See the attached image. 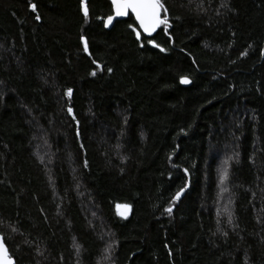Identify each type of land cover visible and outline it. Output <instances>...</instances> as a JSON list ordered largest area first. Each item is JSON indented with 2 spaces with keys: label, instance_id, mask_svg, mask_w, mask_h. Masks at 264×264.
I'll use <instances>...</instances> for the list:
<instances>
[{
  "label": "trees",
  "instance_id": "16d2710c",
  "mask_svg": "<svg viewBox=\"0 0 264 264\" xmlns=\"http://www.w3.org/2000/svg\"><path fill=\"white\" fill-rule=\"evenodd\" d=\"M161 2L148 38L109 0H0L15 264H264V0Z\"/></svg>",
  "mask_w": 264,
  "mask_h": 264
},
{
  "label": "snow or ice",
  "instance_id": "6c2138e0",
  "mask_svg": "<svg viewBox=\"0 0 264 264\" xmlns=\"http://www.w3.org/2000/svg\"><path fill=\"white\" fill-rule=\"evenodd\" d=\"M112 6L115 9V15L116 16H124L127 15V11L129 9L132 10V12L135 13L136 20L139 22V27L143 29L145 33L151 34L154 32L160 25H167V20L161 18V11L166 9L164 8V4L161 2V0H111ZM81 6L82 11L85 17L89 15V8L87 5V0H81ZM31 8L33 11L36 10V5L32 4ZM37 19H40L39 16L36 17ZM114 17L108 16L106 20V25H109L112 23ZM137 39L140 38V32H136ZM81 40L84 43V50L88 51V43L87 39L85 37H81ZM150 43L152 41H149ZM159 47V45H156ZM163 50V49H161ZM109 72L112 71L111 68L108 69ZM93 76L96 75V72L92 73ZM181 83L187 84L190 83V81L185 77L181 79ZM72 90L68 89L66 95L71 96ZM69 113L72 112V109H68ZM180 196V193L178 192L176 194V198L178 199ZM127 207V206H125ZM169 213L172 211L171 208L167 210ZM6 249L3 246L2 243H0V261H3V264H12V262L5 257Z\"/></svg>",
  "mask_w": 264,
  "mask_h": 264
},
{
  "label": "water",
  "instance_id": "95a60500",
  "mask_svg": "<svg viewBox=\"0 0 264 264\" xmlns=\"http://www.w3.org/2000/svg\"><path fill=\"white\" fill-rule=\"evenodd\" d=\"M109 1H110V3H111V0H109ZM111 4H112V3H111ZM112 7H113V6H112ZM161 14H162V11H161L160 15H161ZM130 15H132V16L134 17V19H135L137 25L139 26V22L136 20L135 13L132 12L131 9H129V10L127 11V15H124V16H116V15H115V9H114V7H113V14H112L111 16H113L114 19H113V21H112L111 24H109V25H107V26H105V27H106L107 29H110V28L113 26V24H114L115 21H117V20H123V19L127 18V17L130 16ZM106 20H107V18L105 19V25H106ZM160 26H161V25H160ZM160 26H159L154 32H152L151 34L145 33V32L143 31V29H141L140 27H139V28H140V30H141V32H142V34H143L144 36H146V37H148V38H152V37L155 36V34H156L157 31L159 30ZM152 45H154V42H152ZM187 79H188V78H187ZM188 80H189V79H188ZM189 81H190V80H189ZM189 84H190V83H187V84H184V85H189ZM0 243H2L3 246H4L5 249H6V253H5V257H6V259L10 260V261L12 262V264H15V260H14V258H12V257L10 256L9 251H8V247H7V245H6L5 241H4V238H3V236H2L1 234H0ZM0 264H3V261H0Z\"/></svg>",
  "mask_w": 264,
  "mask_h": 264
},
{
  "label": "rangeland",
  "instance_id": "374dc122",
  "mask_svg": "<svg viewBox=\"0 0 264 264\" xmlns=\"http://www.w3.org/2000/svg\"><path fill=\"white\" fill-rule=\"evenodd\" d=\"M225 168V167H224ZM223 166L220 169V174H222V177L224 175V173L226 172V169H224ZM224 183V182H223ZM224 190H226V187H223Z\"/></svg>",
  "mask_w": 264,
  "mask_h": 264
}]
</instances>
